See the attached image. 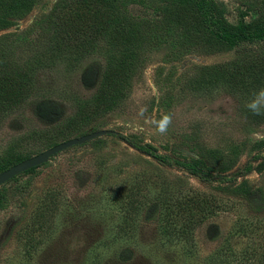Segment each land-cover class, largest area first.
<instances>
[{
	"label": "rangeland",
	"instance_id": "374dc122",
	"mask_svg": "<svg viewBox=\"0 0 264 264\" xmlns=\"http://www.w3.org/2000/svg\"><path fill=\"white\" fill-rule=\"evenodd\" d=\"M55 1L35 0L0 27V52L13 64L0 74L34 63L39 94L65 100L55 120L42 118L37 102L7 117L0 127V162L10 147L27 158L44 150L49 140L76 136L59 137L68 126L59 118L71 114L73 99L91 100L104 63L119 53L102 39L80 70L71 60L35 63L50 48L48 13ZM216 1L232 23L256 15L238 0ZM164 3L121 0L125 12L136 21L145 20L148 39L135 59L125 97L99 120L98 129L134 134L171 157L229 159L241 166L264 148V115H253L245 107L252 93L264 88V75L246 77L237 89L222 77L210 76V66L243 52L264 51V38L206 53L162 21ZM163 113L172 116L166 134L151 126L143 134L131 131L133 123ZM100 137L58 152L0 185V264H219L226 244L237 250L252 239L264 241V205L235 198L190 228L188 211L194 206L186 191L201 192L205 186L114 137ZM238 218L254 224H247L244 234H232Z\"/></svg>",
	"mask_w": 264,
	"mask_h": 264
},
{
	"label": "trees",
	"instance_id": "16d2710c",
	"mask_svg": "<svg viewBox=\"0 0 264 264\" xmlns=\"http://www.w3.org/2000/svg\"><path fill=\"white\" fill-rule=\"evenodd\" d=\"M34 1L0 0V27L8 25L12 17L27 10ZM164 1L162 21L170 24L188 44L206 53L228 51L243 42L264 38V0H238L247 11H256L253 18L239 23L230 22L224 15L225 8L216 0ZM48 15L53 31L49 40L52 41L50 48L35 58L37 64L50 65L71 60L74 62L73 68L80 70L82 62L93 53L102 39H107L110 48L119 50L114 58L111 57L112 60L104 63L91 100L82 102L78 98L73 99V104L70 103L74 107L71 114L58 120L68 123L60 138L79 136L98 129L99 120L125 97L128 80L135 71V59L148 39L142 25L145 20L136 21L131 17L122 8L121 0H56ZM5 55V52H0V71L13 65ZM33 66L34 63H27L23 67L13 66V70L7 72L9 75L0 74V127L7 117L22 112L34 102L38 103L37 111L42 118L50 121L58 117H54V113L60 111L59 103L65 100H53L46 94H39L33 81ZM210 67L213 69L210 76L214 79L222 77L226 83L239 89L246 77L264 75V51L243 52ZM84 79L90 80V76L84 75ZM105 135L127 144L165 169L177 168L186 172L187 176L205 186L206 190L201 192L192 191L191 188L186 191V199L194 206L188 211L190 228L203 223L210 214L224 209L226 204H233L235 198L264 205V148L241 166H235L229 159L171 157L134 134L115 131ZM93 139L102 138L98 136ZM55 143L58 142L49 140L43 146L47 148ZM5 151L0 162L1 171L25 159L14 147ZM174 177L182 179L181 176ZM165 188L169 189V184ZM257 207L261 209V206ZM247 224L254 223L252 220L236 219L231 233H246ZM222 252L224 254L219 264H264V241L252 239L237 250L226 244Z\"/></svg>",
	"mask_w": 264,
	"mask_h": 264
},
{
	"label": "water",
	"instance_id": "95a60500",
	"mask_svg": "<svg viewBox=\"0 0 264 264\" xmlns=\"http://www.w3.org/2000/svg\"><path fill=\"white\" fill-rule=\"evenodd\" d=\"M115 130L108 128H99L79 136H73L58 143L53 144L50 147L45 148L44 150L29 156L8 168L0 171V185L4 182L10 180L14 176L32 168L35 166H40L50 159L53 155L61 152L71 146L83 144L93 138L102 136L105 134L113 133Z\"/></svg>",
	"mask_w": 264,
	"mask_h": 264
},
{
	"label": "clouds",
	"instance_id": "9594fccd",
	"mask_svg": "<svg viewBox=\"0 0 264 264\" xmlns=\"http://www.w3.org/2000/svg\"><path fill=\"white\" fill-rule=\"evenodd\" d=\"M245 107L253 115H264V88L254 91L251 98L246 102ZM144 109L140 110V116L143 117ZM172 123V116L169 113H163L159 118H146L143 123H133L131 131L136 134H143L145 126H151L155 132L164 135L167 133Z\"/></svg>",
	"mask_w": 264,
	"mask_h": 264
}]
</instances>
